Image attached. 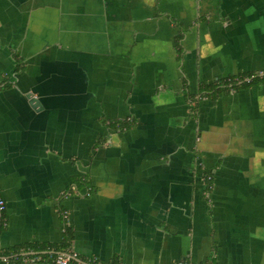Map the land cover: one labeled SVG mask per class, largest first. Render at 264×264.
Returning <instances> with one entry per match:
<instances>
[{
  "label": "crops",
  "instance_id": "crops-1",
  "mask_svg": "<svg viewBox=\"0 0 264 264\" xmlns=\"http://www.w3.org/2000/svg\"><path fill=\"white\" fill-rule=\"evenodd\" d=\"M258 76L264 0H0V251L264 264Z\"/></svg>",
  "mask_w": 264,
  "mask_h": 264
},
{
  "label": "trees",
  "instance_id": "trees-1",
  "mask_svg": "<svg viewBox=\"0 0 264 264\" xmlns=\"http://www.w3.org/2000/svg\"><path fill=\"white\" fill-rule=\"evenodd\" d=\"M19 65L18 67L20 68L21 61L18 60ZM22 69V67L20 68ZM262 79L261 82H264V77H255L251 83H256L258 79ZM242 79H227L224 83L226 86H231L229 87L231 90L234 88H237ZM256 81V82H255ZM216 85L208 87V90L214 91V92H219L220 89L216 90ZM222 90L223 93L228 92L229 90L226 88H223ZM215 95V94H212ZM119 125V123H118ZM126 129V126H124ZM121 128V125H120ZM209 176V175H208ZM85 179H80L79 183L80 184H85ZM62 214V219L64 222V227H65V241L62 245H51V244H27L23 246H17L11 249L3 250L0 251V262H3L2 260L8 259V263H29L32 260H35L37 262H46L48 264H54V260L58 254L61 253H67L72 251V243L75 239V235L73 232V229L70 228L67 222V218L65 216V212L61 208L60 210ZM4 213V212H3ZM3 213L1 214V219H0V232L2 228V217Z\"/></svg>",
  "mask_w": 264,
  "mask_h": 264
},
{
  "label": "built area",
  "instance_id": "built-area-1",
  "mask_svg": "<svg viewBox=\"0 0 264 264\" xmlns=\"http://www.w3.org/2000/svg\"><path fill=\"white\" fill-rule=\"evenodd\" d=\"M253 78L254 77L244 78L240 82L247 81L248 83H250V82H252ZM5 211H6V202L4 201V199L0 198V215ZM2 261L5 263H8V259L4 258ZM36 262L37 261L32 260L29 263L34 264ZM54 264H117V263H114V262L101 263L96 258H93L90 261V263H87V262L81 260L77 253L70 251L67 253L58 254L54 260ZM180 264H197V263L181 262Z\"/></svg>",
  "mask_w": 264,
  "mask_h": 264
}]
</instances>
